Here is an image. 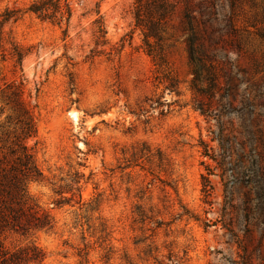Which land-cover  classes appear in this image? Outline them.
I'll return each instance as SVG.
<instances>
[{
	"label": "rangeland",
	"instance_id": "1",
	"mask_svg": "<svg viewBox=\"0 0 264 264\" xmlns=\"http://www.w3.org/2000/svg\"><path fill=\"white\" fill-rule=\"evenodd\" d=\"M29 1L0 0V19ZM96 1L73 0L66 31L28 12L2 28L0 85L22 80L36 122L29 144L47 175L28 189L55 221L30 237L45 251L40 264H264V0H239L233 21L229 0H213L227 89L211 112L195 108L178 14L163 40L175 93L144 50L133 0L99 3L106 41L95 44ZM8 37L26 50L21 69ZM141 142L149 160L122 153ZM74 170L84 204L53 206L51 181Z\"/></svg>",
	"mask_w": 264,
	"mask_h": 264
},
{
	"label": "trees",
	"instance_id": "2",
	"mask_svg": "<svg viewBox=\"0 0 264 264\" xmlns=\"http://www.w3.org/2000/svg\"><path fill=\"white\" fill-rule=\"evenodd\" d=\"M95 2V12L98 17L94 24L95 44L106 41V27L104 19L99 13V3ZM239 0H229L230 19L237 18ZM213 0H133L132 18L134 26L142 34V44L157 69L164 72L167 80L165 87L169 92L177 93V81L169 75L165 54L163 51L164 35L169 21L178 14V23L182 34L185 35L188 63L192 72L190 89L194 93L195 108L201 112H211L212 103L217 92L227 89L226 81L220 73L218 61L213 50L220 42L226 41L215 31L211 20L214 14ZM28 12L40 20L50 21L58 25L67 26L74 12L73 0H30L23 10L7 9L0 19V47L2 42V28L9 19H17L21 13ZM216 32V34H215ZM9 44V54L13 58L14 67L21 69L26 50L17 45L11 37L6 40ZM228 42H231L228 40ZM240 49V46L235 45ZM4 51V49H2ZM223 78L221 83L220 78ZM22 80L4 81L0 85V112L7 111L0 120V264H40L46 257L45 251L31 239L37 232H51L55 228V221L50 211L30 194L28 184L47 179L39 167L35 149L29 140L36 135V122L32 110L23 96ZM208 98L206 109L201 106L202 98ZM147 110L139 108L143 115ZM140 147L133 145L130 150L123 149L132 161L144 157L154 156L152 148L145 142ZM158 165L162 166L165 157L160 150L156 151ZM81 165L80 163H77ZM68 175V174H67ZM83 173L74 170L68 178L60 177L58 181H51V190L55 197L53 206L79 205L84 202L81 198V180ZM57 182V183H56ZM98 206L97 200L95 201ZM91 209H93L91 207ZM16 236L24 242H7L8 238Z\"/></svg>",
	"mask_w": 264,
	"mask_h": 264
}]
</instances>
